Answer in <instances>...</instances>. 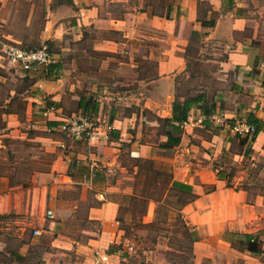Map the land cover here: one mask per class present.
<instances>
[{
	"label": "crops",
	"instance_id": "crops-1",
	"mask_svg": "<svg viewBox=\"0 0 264 264\" xmlns=\"http://www.w3.org/2000/svg\"><path fill=\"white\" fill-rule=\"evenodd\" d=\"M0 20L15 25L0 40L29 47L45 43L54 54L49 66L31 73L0 56L26 79L22 90L0 96V264L34 259L44 224L54 235L51 244L63 241L79 264L119 262L107 252L125 237L116 198L134 191L139 166L120 164L133 168L123 187L110 172L124 147L134 159H155L156 142L145 139L150 127L166 145L168 136L179 138L170 170L171 179L195 193L180 209L197 235L192 263L264 264V190L249 196L250 186L229 183V174L214 166L217 160L209 168L208 151L202 162L193 142L183 144L194 125L226 127L209 120L213 113L226 122L254 117L260 129L242 143V155L264 153V0H0ZM196 40L202 49H222L218 62L232 72L231 88L213 98L212 112L193 103L186 118L193 124L176 130L163 120L172 115L178 75L187 70ZM201 92L203 101L211 100L204 89L179 96ZM85 113L102 119V130L110 126L107 137L65 136L62 121ZM225 136L214 132L206 141L214 154ZM44 208L51 209L52 219L42 216ZM88 222L98 224L95 236L59 237L69 236L60 233L64 225L84 231ZM246 236L257 239L259 252L246 249ZM96 251L106 254L105 262H96Z\"/></svg>",
	"mask_w": 264,
	"mask_h": 264
},
{
	"label": "rangeland",
	"instance_id": "rangeland-1",
	"mask_svg": "<svg viewBox=\"0 0 264 264\" xmlns=\"http://www.w3.org/2000/svg\"><path fill=\"white\" fill-rule=\"evenodd\" d=\"M11 19L13 20V15ZM13 24L0 20V33H4L9 28L15 26ZM201 47L198 40L191 43L189 50L192 58L190 57L191 60L187 64V70L178 75L175 92L177 94L186 93L187 91L194 93L198 89H204L208 99H211L207 102L211 104L213 103L211 102L213 98H218L220 94L231 88L233 74L230 71H223L219 65L218 60L224 59L222 49L213 50L211 46H207L206 49H202ZM0 64V96L9 94V91L13 89L16 91L22 90L26 83L25 76L10 65H7L5 61H1ZM70 105V103L67 104L68 107ZM92 116L95 117V115ZM236 118L243 117L237 116ZM99 122L102 124V119H99ZM150 129L153 128L150 127ZM150 129L145 130V139L156 142L155 159L152 160L153 162H143L132 158L127 148L124 147L119 154L117 152L116 167L110 174L112 177L118 178L123 187L125 184H129L130 181L126 175L133 174V168L131 170L126 167L129 171L128 173L125 168L120 167V164L129 165L130 168L131 163H135L138 166L141 165L145 168L139 173L138 178L145 182L138 185L134 180V191L138 195H158L160 197V194L157 192L159 185H154V189L148 185L146 187V181H157L158 179H163L166 174L169 175V172L171 174L170 163L176 154L177 146L173 144L166 145L165 141H162L163 136L154 135ZM208 129L203 127V125H194L189 130V133L186 132L189 137L183 144L190 146L193 142L192 144L197 146V156L202 159V162L208 160L203 155L204 151H208L210 154L209 168L213 167V160H217L216 162L214 161V166L216 168H223L229 174V177H227L229 183L236 184L238 181L250 186L249 196H253L255 192L264 190V153L257 154L251 151L249 156L245 157L242 155L245 146L240 142L241 135L232 134L227 127L223 128V126L215 124L209 126ZM219 131L225 133L226 140L223 143L217 142L220 150L217 154H214L215 152H212L214 145H208L206 141H210L213 138L212 133ZM65 136L73 138L66 134ZM216 140H211V142L216 144ZM223 147L227 150H225L224 156H222L221 151ZM193 158L196 159V157ZM151 164L155 166L156 170L149 169ZM159 171L162 173H159ZM116 199L120 207L117 215L124 219V222L120 223V226L122 228L125 227L123 243H115L107 250V252H112L119 256V262L116 261V264H192V238L184 231L183 226L186 223L177 210L180 202L175 201L173 196L166 195L160 198L157 203L149 201L143 216L140 214L142 204L140 200H137L138 197L133 199L118 195ZM48 210L51 209L44 208L42 216L50 220L52 217L48 215ZM63 228L64 230L60 232L61 235L64 233L69 236H59V232L55 235L58 234L57 236L72 241L73 239H84L85 237L95 236L98 224L88 222L84 225V229H86L84 231L75 230L76 227L74 226L68 227L64 225ZM41 229L38 243L34 247V259L31 257V261L28 260L27 264H79L78 258L73 251L74 249H64L65 243L63 241L58 239L56 240V242H59L58 245L51 244L50 241L54 235L52 236L51 232L45 231L49 229L47 224L42 225ZM234 244L240 245L238 238L234 239ZM13 248L11 247L10 249ZM201 264H210V262L204 260Z\"/></svg>",
	"mask_w": 264,
	"mask_h": 264
},
{
	"label": "built area",
	"instance_id": "built-area-1",
	"mask_svg": "<svg viewBox=\"0 0 264 264\" xmlns=\"http://www.w3.org/2000/svg\"><path fill=\"white\" fill-rule=\"evenodd\" d=\"M0 56L20 67L26 72H38L41 67L49 66L54 60V54L45 43L36 47H28L15 40H0ZM210 121L225 124L234 134L250 137L254 134L255 125L244 118L233 119L226 122L219 114L213 113L208 116ZM201 121V118L198 119ZM193 124L192 119H186L182 126ZM99 118L93 117L89 113L74 114L68 119H64L60 124V129L69 137L85 138L89 141H98L102 137H107L109 125L102 130ZM48 215L52 216V211L48 210ZM96 262H105L106 254L95 252Z\"/></svg>",
	"mask_w": 264,
	"mask_h": 264
},
{
	"label": "trees",
	"instance_id": "trees-1",
	"mask_svg": "<svg viewBox=\"0 0 264 264\" xmlns=\"http://www.w3.org/2000/svg\"><path fill=\"white\" fill-rule=\"evenodd\" d=\"M204 97H205L204 94L201 92V93H197L195 95H186L181 100L179 94L176 93L174 100L172 102V115H171V117L164 118L163 121L164 122L166 121V123L171 125V127L173 129H176V130L180 129V124L184 120H186L188 111H189V109L193 103H200L201 109L206 113L212 112L214 110V105L209 104L207 101H203ZM246 121L251 122L255 125V131H254V134L250 137L242 136L241 143H246V141L248 142V141H251L252 139H254V137L256 136L257 132L260 129L259 122L256 118L246 117ZM166 141L169 142L170 144H175V143H178L179 138L173 137V136H168ZM247 151H248V149L245 150V153ZM140 160L143 162H146V161L153 162L152 161L153 159H151V158L150 159L149 158H143ZM142 165H144V164L142 163ZM154 167L155 166L151 164L149 166V169L156 170ZM144 168L145 167L140 165L139 170L135 176V183H137L138 185H141L142 183L145 182V181L143 182V181L139 180V178H138L139 173H141L144 170ZM159 173H162V172L159 171ZM218 173L220 176H223L221 174V172H218ZM147 185L150 186L151 188H153L154 185H159L157 188V192L160 194V197L158 195H144V194L138 195V194H136L135 191H133L131 194H125L124 195L125 197L133 198V199L138 197L137 200L138 201L140 200V202L142 204V210L140 211L141 216H143V214L146 212V206L150 200L157 203L160 198L165 197L166 195L173 196L175 198V201L180 202V206L178 207L177 210H178V214L182 215L180 212L181 207L184 204H186L187 202L191 201L195 197V193L192 191V187L187 183H183V182L171 179L170 172H169V175L166 174L163 179H158L157 181H153V180L152 181H146V187H147ZM145 189H147V188H145ZM119 208H118V210H119ZM116 219H118L120 221H124V219L118 215H117ZM183 228H184V231H186V234L191 236L192 241L196 239L197 235L194 232V230L191 229L190 226H188L186 224L183 226ZM245 247L247 250H249L252 253L259 252L258 241L256 238H250V236H246V246Z\"/></svg>",
	"mask_w": 264,
	"mask_h": 264
}]
</instances>
